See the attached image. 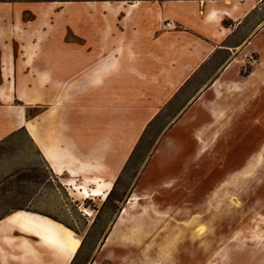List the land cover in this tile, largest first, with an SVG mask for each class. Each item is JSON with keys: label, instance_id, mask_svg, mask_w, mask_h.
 I'll return each mask as SVG.
<instances>
[{"label": "rangeland", "instance_id": "374dc122", "mask_svg": "<svg viewBox=\"0 0 264 264\" xmlns=\"http://www.w3.org/2000/svg\"><path fill=\"white\" fill-rule=\"evenodd\" d=\"M92 1L0 0V43H12L14 58L29 40L42 50L52 40L75 43L77 13ZM15 68L22 75L20 61ZM247 69L239 89L208 93L183 127L170 120L186 96L132 94L124 80L110 89L107 77L94 95L73 78L62 96L40 87L39 98L0 101V219L23 210L71 230L80 243L68 264H264V61L254 77ZM19 108L26 120L36 116L37 134L26 130L59 173L24 128L7 126ZM31 233L36 264H65Z\"/></svg>", "mask_w": 264, "mask_h": 264}, {"label": "crops", "instance_id": "0c3cea01", "mask_svg": "<svg viewBox=\"0 0 264 264\" xmlns=\"http://www.w3.org/2000/svg\"><path fill=\"white\" fill-rule=\"evenodd\" d=\"M92 3L95 7L77 13L75 43L52 40L42 50L40 41L29 40L18 46L17 58L11 42L0 43L1 102H8L10 96L23 101L39 98L44 94L40 87L45 92L60 90L50 94L62 96L73 78L83 91L91 90L94 95L107 77L110 89L114 81L124 80L125 89L132 94L153 90L161 96L160 89L166 88L172 90L174 100L177 95L186 96L170 120L183 127L195 122L194 106L208 93L239 89L248 57H254L248 77H254L264 61V0ZM19 61L24 71L20 76L15 68ZM16 80L22 84L18 86ZM46 104V112H52L54 103ZM18 111L16 120L7 126L26 130L29 124L37 134L36 116L26 120L24 109ZM219 113L214 107L210 117L214 120ZM25 233L30 231L10 222L9 215L0 219V264H36L35 241Z\"/></svg>", "mask_w": 264, "mask_h": 264}, {"label": "bare ground", "instance_id": "6f19581e", "mask_svg": "<svg viewBox=\"0 0 264 264\" xmlns=\"http://www.w3.org/2000/svg\"><path fill=\"white\" fill-rule=\"evenodd\" d=\"M29 134L34 139L35 144L39 145L43 158L50 162L49 164L51 168H53L56 173H59L60 166L56 160V157H54V155L48 151L45 144L35 136V133L31 128L29 130ZM67 170L72 175H76V172L71 168H67ZM106 195H108V191H106L104 197ZM129 200L130 204L134 205V203L139 200V197L131 196ZM82 211L85 212L87 216H91L90 211L83 206ZM126 212L127 208L124 207L121 212L122 214L119 220L117 221L118 224L122 222ZM162 216L165 217V215ZM9 221L15 223L19 222L20 226L23 229L25 228L27 231H30L34 234V236L38 239V242L47 245V247H49V250H54L56 254H60L61 257L65 259V264L70 263L71 259L79 248L80 241L72 235L71 230L67 229L66 227L60 224L55 223L54 221L50 220L45 216L34 214L28 211L19 210L16 212H12L9 215ZM134 221L136 223H139L141 221V216H137ZM2 222L3 220L1 221V223ZM131 238H133L132 232ZM105 245H109L108 238L105 241Z\"/></svg>", "mask_w": 264, "mask_h": 264}, {"label": "built area", "instance_id": "2783aa9c", "mask_svg": "<svg viewBox=\"0 0 264 264\" xmlns=\"http://www.w3.org/2000/svg\"><path fill=\"white\" fill-rule=\"evenodd\" d=\"M249 59H251L252 60V58L250 57ZM249 62V61H248ZM244 64H245V62H244Z\"/></svg>", "mask_w": 264, "mask_h": 264}]
</instances>
